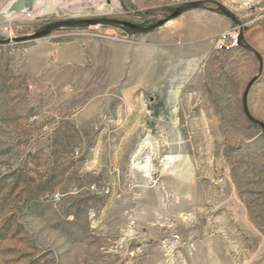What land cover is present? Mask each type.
I'll list each match as a JSON object with an SVG mask.
<instances>
[{
  "label": "rangeland",
  "instance_id": "1",
  "mask_svg": "<svg viewBox=\"0 0 264 264\" xmlns=\"http://www.w3.org/2000/svg\"><path fill=\"white\" fill-rule=\"evenodd\" d=\"M10 1L0 264H264V0Z\"/></svg>",
  "mask_w": 264,
  "mask_h": 264
},
{
  "label": "water",
  "instance_id": "2",
  "mask_svg": "<svg viewBox=\"0 0 264 264\" xmlns=\"http://www.w3.org/2000/svg\"><path fill=\"white\" fill-rule=\"evenodd\" d=\"M35 1L36 0H12L11 5H10L9 9L7 10V12L14 13V12H21L25 9L32 10ZM201 4H202V1H198V2L191 3L187 6L180 7L174 13H172V15H170L168 18H166V19L160 21L159 23L152 25L150 27H141L139 25H136V24H133L130 22H126V21H122V20H115V19L62 20V21H57L56 23L49 25L46 29L31 35V37H26V38L21 37V38H17V39L18 40H24V39H28V38H40V37L48 35L51 31L57 29L58 27L64 26V25H76V24L93 25V24L104 23V22H113V23H118V24L128 26V27L133 28V29H137V30L151 31V30L165 24L169 20L180 16L181 14L185 13L186 11L200 6ZM2 12H4V11H2Z\"/></svg>",
  "mask_w": 264,
  "mask_h": 264
},
{
  "label": "built area",
  "instance_id": "3",
  "mask_svg": "<svg viewBox=\"0 0 264 264\" xmlns=\"http://www.w3.org/2000/svg\"><path fill=\"white\" fill-rule=\"evenodd\" d=\"M17 14H24L27 15L25 17H31L32 11L31 10H25L22 12H14ZM238 32L235 29H229L225 30L220 33L218 41H217V48L220 50L228 51V45L231 41L238 40ZM92 188H95V186H92Z\"/></svg>",
  "mask_w": 264,
  "mask_h": 264
},
{
  "label": "bare ground",
  "instance_id": "4",
  "mask_svg": "<svg viewBox=\"0 0 264 264\" xmlns=\"http://www.w3.org/2000/svg\"><path fill=\"white\" fill-rule=\"evenodd\" d=\"M56 0H36L35 1V3H34V6H33V10H35L36 8H38L39 6H42V7H44L45 5H48V8H43V11L42 12H44V11H50L51 12V10H53L54 8H55V2ZM57 1H60L61 3H64L65 5H67V2H66V0L65 1H63V0H57ZM109 1H111L112 2V0H109ZM11 2H12V0L10 1V2H8V5L5 7V11H7L8 9H9V7H10V5H11ZM94 2V1H93ZM102 2V1H101ZM113 3V2H112ZM115 4L117 5V2L115 1ZM112 5V4H111ZM25 10H28V9H25ZM25 10H23V11H25ZM22 12V11H21ZM21 15H24V14H18V16H21ZM168 23H170V22H168ZM233 42L231 41L230 43H229V45H228V50H230L231 48H232V46H233V44H232Z\"/></svg>",
  "mask_w": 264,
  "mask_h": 264
},
{
  "label": "crops",
  "instance_id": "5",
  "mask_svg": "<svg viewBox=\"0 0 264 264\" xmlns=\"http://www.w3.org/2000/svg\"><path fill=\"white\" fill-rule=\"evenodd\" d=\"M93 47H94L95 50L98 49V48H97L98 46H95V45H94ZM104 50H107V47H105ZM105 53H106V51L104 52V54H105Z\"/></svg>",
  "mask_w": 264,
  "mask_h": 264
}]
</instances>
